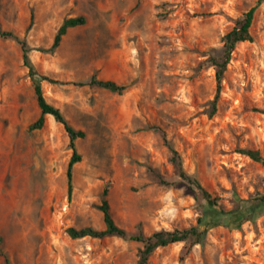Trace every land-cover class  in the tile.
I'll use <instances>...</instances> for the list:
<instances>
[{
    "label": "rangeland",
    "instance_id": "rangeland-1",
    "mask_svg": "<svg viewBox=\"0 0 264 264\" xmlns=\"http://www.w3.org/2000/svg\"><path fill=\"white\" fill-rule=\"evenodd\" d=\"M257 1L0 0V25L33 48H49L65 19L84 17L55 53H30L40 74L125 87L118 94L41 82L46 99L85 133L76 143L82 161L69 200L67 134L50 116L29 131L40 111L28 69L18 44L0 38V238L12 264H137L139 243L68 234L105 228V192L115 222L129 233L196 226L205 202L179 176L169 146L224 210L264 195V167L237 153L257 150L264 158V4L251 27L254 42L232 53L213 116L208 62ZM201 227L202 245L189 253L183 243L158 248L150 264H264V214Z\"/></svg>",
    "mask_w": 264,
    "mask_h": 264
},
{
    "label": "trees",
    "instance_id": "trees-1",
    "mask_svg": "<svg viewBox=\"0 0 264 264\" xmlns=\"http://www.w3.org/2000/svg\"><path fill=\"white\" fill-rule=\"evenodd\" d=\"M264 4V0H258L257 3L245 12L242 17L236 21L234 27L230 32L224 35L222 38V49L219 56L211 57L208 62L211 63L215 70V82H216V94L211 103L210 116H213L216 112L217 102L220 99L222 80L224 73L230 63L231 56L236 47L244 42H254V37L251 33V27L254 22L257 9ZM34 19L33 15L30 17L29 25L26 29L28 34L33 27ZM85 23L84 17H73L65 19L57 30L53 42L49 48H33L29 45L26 37H20L13 31L5 30L0 25V38L4 40H13L18 44L22 53L23 65L28 69V76L33 86L34 95L39 108V117L29 126V131L33 132L40 130L45 125L46 116H50L53 120L62 125L67 134L68 147L72 152L66 169L67 180V194L69 200L72 199L74 192V167L82 161V155L78 152L76 143L78 140L85 137V133L82 130L74 129L62 111L51 104L45 97L41 82L47 81L51 84L73 85L78 87H98L109 90L114 93L121 94L125 87L119 85L112 80H101L96 77H91L86 81H74V82H62L40 74L36 69L30 57L32 51H38L40 53L53 54L60 46L63 36L67 33L68 29L81 26ZM264 113V110H262ZM169 149L172 153L171 162L178 169L179 176L185 180L192 190L198 192L201 199L205 202V209L203 216L199 218L198 224L194 227L183 230H159L153 232L151 235L146 236L143 231L138 233H129L121 228L114 220L108 200L102 199L99 210L102 212L105 228L98 230L93 227H84L81 229L69 228L68 234L73 239H82L90 237L93 239L103 240L109 237H118L124 240H130L141 244V248L138 251L137 264H150V259L153 253L158 248L167 247L171 244L183 243L187 248V253L196 246L202 245L206 236V229L201 226L212 225H240L247 221H252L256 216L264 214V195L251 198L248 200H239L240 206L234 210L226 211L219 207L217 199L214 198L197 180V178L190 176L183 168L182 161L179 153L171 146ZM237 153L242 156H246L254 162L261 164L264 167V158L259 151L250 149H238ZM243 207V208H242ZM210 217V220L206 222V218ZM2 239L0 238V250ZM4 257V264H12L8 255L1 250Z\"/></svg>",
    "mask_w": 264,
    "mask_h": 264
}]
</instances>
